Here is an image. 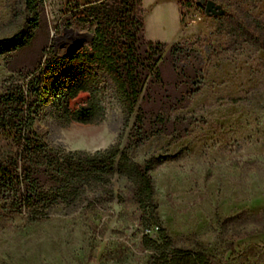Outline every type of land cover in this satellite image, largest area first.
Masks as SVG:
<instances>
[{
  "label": "rangeland",
  "instance_id": "rangeland-1",
  "mask_svg": "<svg viewBox=\"0 0 264 264\" xmlns=\"http://www.w3.org/2000/svg\"><path fill=\"white\" fill-rule=\"evenodd\" d=\"M144 1L147 18L161 16V1ZM178 2L185 49L172 55L165 46L163 85L153 83L139 100L151 135L131 157L151 160L157 215L179 245L203 250L215 264H264V220L245 217L264 208V51L228 27L235 19L256 33L251 17L264 23V0ZM31 18L25 0H0V92L7 77L30 73L50 49L64 54L81 40L78 50H92L95 23L79 21L68 0H45L32 41L9 54L6 39L29 31ZM88 97L80 92L71 107ZM123 125L114 100L103 119L67 126L43 105L35 129L52 144L95 151L115 142ZM112 186L115 196L62 202L36 222L27 210L5 214L0 202V264H147L132 185L115 176Z\"/></svg>",
  "mask_w": 264,
  "mask_h": 264
},
{
  "label": "trees",
  "instance_id": "trees-1",
  "mask_svg": "<svg viewBox=\"0 0 264 264\" xmlns=\"http://www.w3.org/2000/svg\"><path fill=\"white\" fill-rule=\"evenodd\" d=\"M25 1L32 14L30 29L24 27L6 39L9 54L26 47L42 23L45 0ZM73 7L79 21L96 25L92 50L67 55L50 49L45 61L30 73L17 70L2 82L0 202H4V213L27 210L28 220L36 222L62 202L103 193L115 196L112 184L119 176L132 185V198L140 211V245L147 251V264H215L213 256L179 245L167 232L153 198L151 160L138 162L131 157L132 148L151 135L146 132L139 100L147 96L153 83L163 85L159 64L167 46L146 39L143 0H101L85 5L77 1ZM251 22L256 33L235 19L228 23L229 33L235 37L238 32V37L257 43L264 51V23L252 17ZM181 41L171 44L170 54L185 49ZM83 91L89 93L86 102L72 108L71 100ZM114 100L122 107L124 131L107 147L69 150L45 141L35 129L43 105L50 107L59 124L67 126L103 119L108 101ZM129 127V139L124 143ZM245 217L260 222L264 220V208ZM155 227L152 236L147 230Z\"/></svg>",
  "mask_w": 264,
  "mask_h": 264
},
{
  "label": "crops",
  "instance_id": "crops-1",
  "mask_svg": "<svg viewBox=\"0 0 264 264\" xmlns=\"http://www.w3.org/2000/svg\"><path fill=\"white\" fill-rule=\"evenodd\" d=\"M101 1V0H79L82 5L90 2ZM157 9L161 12V16L149 19L145 16V36L148 41L152 42H163L167 45L179 42L184 38L185 33L182 29V14L181 5L178 0H165L170 6H165L162 0ZM145 5V1L143 0ZM170 8V10H169ZM162 13L164 16H162ZM146 15V12H145Z\"/></svg>",
  "mask_w": 264,
  "mask_h": 264
},
{
  "label": "water",
  "instance_id": "water-1",
  "mask_svg": "<svg viewBox=\"0 0 264 264\" xmlns=\"http://www.w3.org/2000/svg\"><path fill=\"white\" fill-rule=\"evenodd\" d=\"M208 4L206 5V9H208ZM93 38H94V35H92V37H91V40H93ZM81 40L79 41V43H78V45H76L71 51H68V52H65L64 54H67V55H69V54H74L75 52H77L78 51V48H79V45L81 44ZM57 52V51H56Z\"/></svg>",
  "mask_w": 264,
  "mask_h": 264
},
{
  "label": "bare ground",
  "instance_id": "bare-ground-1",
  "mask_svg": "<svg viewBox=\"0 0 264 264\" xmlns=\"http://www.w3.org/2000/svg\"><path fill=\"white\" fill-rule=\"evenodd\" d=\"M70 32H71V31H69V33H70ZM73 33H74L75 36H76V35H77V36L82 35V34H80V32H79L78 30H75Z\"/></svg>",
  "mask_w": 264,
  "mask_h": 264
},
{
  "label": "built area",
  "instance_id": "built-area-1",
  "mask_svg": "<svg viewBox=\"0 0 264 264\" xmlns=\"http://www.w3.org/2000/svg\"><path fill=\"white\" fill-rule=\"evenodd\" d=\"M77 1H79V0H68V2H70L71 4H73V6H75V4L77 3Z\"/></svg>",
  "mask_w": 264,
  "mask_h": 264
}]
</instances>
